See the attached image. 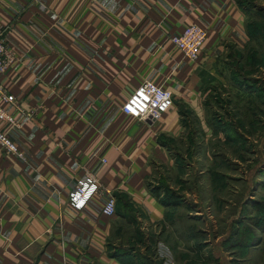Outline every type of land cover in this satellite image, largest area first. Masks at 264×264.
Segmentation results:
<instances>
[{
    "label": "crops",
    "instance_id": "1",
    "mask_svg": "<svg viewBox=\"0 0 264 264\" xmlns=\"http://www.w3.org/2000/svg\"><path fill=\"white\" fill-rule=\"evenodd\" d=\"M191 23L206 32L195 60L169 41ZM244 24L238 0H0L14 51L0 83L31 113L2 126L24 159L0 147V264H123L108 251L115 226H162L169 203L152 169L170 162L184 115L207 131L204 93L226 50L246 42ZM146 79L169 89L172 104L139 120L120 106ZM84 170L110 189L112 215L100 212L103 193L79 209L68 203ZM154 241L164 264L176 246Z\"/></svg>",
    "mask_w": 264,
    "mask_h": 264
},
{
    "label": "rangeland",
    "instance_id": "2",
    "mask_svg": "<svg viewBox=\"0 0 264 264\" xmlns=\"http://www.w3.org/2000/svg\"><path fill=\"white\" fill-rule=\"evenodd\" d=\"M241 2L257 37L226 50L221 76L203 97L207 131L184 115L170 162L151 172L157 193L175 201L164 218L172 229L115 226L120 239L112 236L108 251L124 264H161L155 239L176 246L164 264L184 256V264H264V0ZM250 46L257 62H244Z\"/></svg>",
    "mask_w": 264,
    "mask_h": 264
},
{
    "label": "built area",
    "instance_id": "3",
    "mask_svg": "<svg viewBox=\"0 0 264 264\" xmlns=\"http://www.w3.org/2000/svg\"><path fill=\"white\" fill-rule=\"evenodd\" d=\"M205 29L197 24H187L181 30L170 35L169 41L180 50L184 56L190 60H195L200 51L202 42L205 38ZM14 58V51L6 44L0 30V72ZM172 104L171 91L160 84L154 83L149 79L143 80L127 95L121 103V111L139 120L156 119L162 112L167 110ZM11 110V111H10ZM29 117L30 112L23 110L20 104L8 89L0 83V147L7 153L24 159L22 152L14 140L7 134L3 125L18 126L15 115ZM104 162V158H101ZM101 193L105 194L100 212L104 215H112L115 211V200L110 189L98 182L95 174L84 170L83 174L75 182L72 190L68 194V203L76 209L84 205L86 198L90 195Z\"/></svg>",
    "mask_w": 264,
    "mask_h": 264
},
{
    "label": "trees",
    "instance_id": "4",
    "mask_svg": "<svg viewBox=\"0 0 264 264\" xmlns=\"http://www.w3.org/2000/svg\"><path fill=\"white\" fill-rule=\"evenodd\" d=\"M238 4H239V6L241 7V9L243 10V12L245 13V9L243 8V6H242V2H241V0H238ZM244 26H245V32H246V36L249 38V39H251L252 41L253 40H255V38L257 37V33H255L256 31H258V28L256 27V26H254L253 24H249V25H247V23H246V20H245V24H244ZM247 38V39H248ZM247 42V41H246ZM233 46L231 45L229 48H232ZM250 49H248V48H246V50H245V53H244V62H245V60H246V58H248V60L249 59H251V56H252V60L253 61H255V62H257L256 61V59H255V57H256V55H257V53H256V51L254 50V48L253 47H249ZM228 56V54H226L225 55V57H224V60L220 63V64H222V63H224V61H225V59H226V57ZM236 67H238V68H240V69H242L243 67L240 65H236ZM218 72H219V75L221 76V73H220V71L218 70ZM204 103V102H203ZM186 113H189V111H185ZM154 192H156V191H154ZM162 201H163V203L164 204H168V203H175V201H171V202H168V201H170L169 199L167 200H165V198H163L162 197ZM238 231V230H237ZM236 231V232H237ZM253 246V244H249V246ZM112 254V253H111ZM112 255H117V254H112ZM117 256H119L120 257V255H117ZM122 261V260H121ZM122 263L124 264V262L122 261Z\"/></svg>",
    "mask_w": 264,
    "mask_h": 264
}]
</instances>
